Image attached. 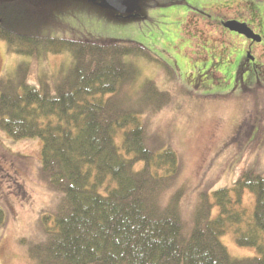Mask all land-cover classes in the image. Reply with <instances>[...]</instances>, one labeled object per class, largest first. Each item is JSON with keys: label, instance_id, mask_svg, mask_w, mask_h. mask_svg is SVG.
Returning <instances> with one entry per match:
<instances>
[{"label": "trees", "instance_id": "16d2710c", "mask_svg": "<svg viewBox=\"0 0 264 264\" xmlns=\"http://www.w3.org/2000/svg\"><path fill=\"white\" fill-rule=\"evenodd\" d=\"M11 4L0 3V39L10 49L24 55L72 54L68 70L53 87L27 84L23 66L15 77L0 79V130L13 141L40 139V177L61 193L34 264H264L260 173L244 170L231 187L214 191L212 199L201 194L189 231L178 210V195L161 203L181 163L140 119L147 109L163 107L168 95L148 80L140 88L142 106L127 94L138 71L123 56L145 55L144 49L43 36L36 30L29 39L18 26L21 33L14 34ZM150 94L158 97L157 104L149 102ZM246 191L254 198L251 213L243 206ZM4 226L0 209V233ZM227 232L238 246L253 247L256 256L232 258L220 241Z\"/></svg>", "mask_w": 264, "mask_h": 264}, {"label": "rangeland", "instance_id": "374dc122", "mask_svg": "<svg viewBox=\"0 0 264 264\" xmlns=\"http://www.w3.org/2000/svg\"><path fill=\"white\" fill-rule=\"evenodd\" d=\"M140 5V16L125 19L85 0H28L27 6H13L10 31L21 33L18 26L29 39L36 30L43 36L144 49L145 55L123 56L138 71L127 94L142 106L140 88L148 80L169 97L158 111L147 109L140 119L161 147H171L179 157L181 172L161 203L178 195L189 231L201 194L212 199L214 191L231 187L244 170L264 177V69L249 83L245 75L235 74L236 68L227 67L240 36L221 26L228 20L246 23L262 38L264 49V0H153ZM252 55L250 67L259 59ZM260 59L264 68V54ZM240 60L245 63L248 57L240 54ZM71 62L66 50L24 55L0 39V79L15 77L23 66L27 84L53 87ZM148 99L158 103L154 94ZM40 148L37 137L13 141L0 130V209L5 214L0 264H34L60 204L61 193L40 177ZM242 201L251 213L253 195L246 191ZM217 211L215 207L212 215ZM220 241L234 259L256 256L253 247L238 246L231 232Z\"/></svg>", "mask_w": 264, "mask_h": 264}, {"label": "flooded vegetation", "instance_id": "af4514ba", "mask_svg": "<svg viewBox=\"0 0 264 264\" xmlns=\"http://www.w3.org/2000/svg\"><path fill=\"white\" fill-rule=\"evenodd\" d=\"M29 1H31V0H29ZM142 1H146L149 4L153 3V0H140V4ZM2 2L12 3L11 5L16 6V7H23L24 5L27 6V4H28V0H0V3H2ZM140 7H141V5H140ZM113 14L116 17L120 16L115 12H113ZM124 16H122V17H124ZM122 17H119V18H122ZM249 28L255 34L253 28L252 27H249ZM239 36H240V38H239L240 41H238V43H233V46L231 47L233 54H232L231 58L228 59L229 61H228L227 67L236 68V71H238V72L235 74H237L238 76H241L242 79L244 78V75H245L246 76L245 77L246 82H249V83L250 82H256L258 74L262 73L263 69H264L261 66V59H260V57L264 54V49L261 45L263 43V40L260 37L261 38L260 42H257V41H252L251 39L246 38L242 35H239ZM240 54L247 56L248 61L245 63H243L242 60L238 61ZM252 54H255L259 59H257V60L255 59L253 65L250 67V55H252ZM218 68H220V67H218Z\"/></svg>", "mask_w": 264, "mask_h": 264}, {"label": "water", "instance_id": "95a60500", "mask_svg": "<svg viewBox=\"0 0 264 264\" xmlns=\"http://www.w3.org/2000/svg\"><path fill=\"white\" fill-rule=\"evenodd\" d=\"M99 8L110 10L120 15L119 17L129 19L140 16V0H85ZM222 26L230 32L242 35L252 41L260 42V37L255 35L246 23L228 20L223 21Z\"/></svg>", "mask_w": 264, "mask_h": 264}, {"label": "crops", "instance_id": "0c3cea01", "mask_svg": "<svg viewBox=\"0 0 264 264\" xmlns=\"http://www.w3.org/2000/svg\"><path fill=\"white\" fill-rule=\"evenodd\" d=\"M251 8V7H250ZM255 27H257V23H255V25H254ZM255 27H254V29H255ZM254 32H256V31H254ZM257 33V32H256Z\"/></svg>", "mask_w": 264, "mask_h": 264}]
</instances>
